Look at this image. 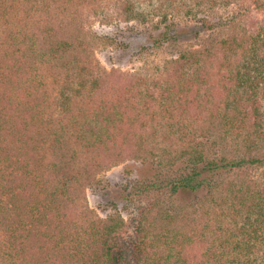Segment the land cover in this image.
I'll return each instance as SVG.
<instances>
[{"label":"trees","instance_id":"16d2710c","mask_svg":"<svg viewBox=\"0 0 264 264\" xmlns=\"http://www.w3.org/2000/svg\"><path fill=\"white\" fill-rule=\"evenodd\" d=\"M228 4L0 0V264H243L264 244V187L222 182L263 159L220 150L229 132L248 153L264 141V25L174 52L163 77L120 74L111 85L70 27L87 9L107 23L148 26L129 35L147 41L117 43L136 55L234 23L211 20ZM182 15L200 30L178 29ZM112 162H126L128 174L110 201L117 210L93 216L85 205L79 216L85 188ZM195 198L203 207L191 223L163 207Z\"/></svg>","mask_w":264,"mask_h":264},{"label":"rangeland","instance_id":"374dc122","mask_svg":"<svg viewBox=\"0 0 264 264\" xmlns=\"http://www.w3.org/2000/svg\"><path fill=\"white\" fill-rule=\"evenodd\" d=\"M253 1L254 0H230V4L223 6V9H220L217 12V15L211 16V20L216 21L217 16L223 15V21L229 17L235 16V22L225 24L222 29L217 28L212 34V31H201L200 37H194V34H192L190 37H185L184 41L178 43L174 48L164 46L153 51L136 55L129 54L128 52L124 53L121 51V48L123 47H118L117 43H143V41H140L144 38L145 41H147V38L145 37L147 34L144 32L147 30L145 28L148 26L136 22L126 24L124 21L116 18L113 19L112 22L107 23L101 16L99 17L94 14L95 11L87 9L81 11V15L78 16L74 21L73 26L70 27L75 34L79 36L78 38H82L88 43V51H86L85 54H82L85 55V57L88 54V56L92 58L95 67H99L102 71L105 69L106 73L112 76L109 84H113L118 75H129L131 73L145 74L148 80L151 81L157 77H163L166 72L163 66L165 62L173 57L174 52H179L185 48L197 49L199 46H209L212 43H218L220 39H226L229 36L240 37L244 29L251 30L254 26L258 27L264 25V7H256ZM65 21L68 23L70 22V19L67 18ZM174 21H176L178 29L188 28L190 31H193V33L194 31L200 30V26L198 25L199 22L194 19L186 18L183 15L175 16ZM57 27L58 29H62L61 24ZM131 28L135 30H131ZM131 31H134V33H139L140 31L144 32H141V34L138 35L139 37L135 39L133 36H129ZM59 33H63V31H60ZM105 37L114 38L115 42L113 43H116V45L109 46L104 44L106 41ZM122 40L125 42H122ZM137 40L140 41L138 42ZM137 49L139 48L137 47ZM113 70L115 71L114 75ZM258 97L261 103L259 113L264 117V87L260 90ZM234 133L235 132H229L228 135L224 137L223 148H220V150L223 151V155H226L228 158L257 156L261 157L263 162L254 165H246L242 168L233 169L230 172H224L222 175L223 184L225 186L230 184L232 189L235 190L246 187L247 184L258 189L263 188L264 141L256 140V148L252 149L251 153H248V147L246 144ZM162 146L167 148L168 144H162ZM125 164L126 162L109 163L103 171L97 174L94 182L89 187L85 188V191L82 193V200L77 204L79 216L82 214L81 207H85V205H88L89 213L93 216L105 217L108 213L110 214L117 210L115 206L110 204V201L112 199L116 200L120 197V189L117 185L128 177V174H125ZM124 203L125 202H121L119 204L120 212L125 218H128L127 212H129V209L127 212L124 211L126 208ZM163 207L166 211L170 210L169 213L172 214L184 212V214L190 218L191 221L189 220V223H191L193 219V221L198 219L203 206L195 198L182 203L178 200L168 202L167 204H164ZM192 252L198 253L200 257L203 253L200 248H197ZM248 257V260L247 258L243 260V264H264V244L257 245Z\"/></svg>","mask_w":264,"mask_h":264}]
</instances>
